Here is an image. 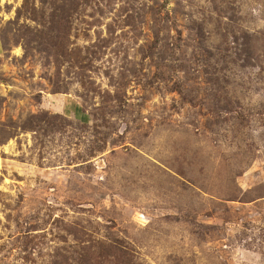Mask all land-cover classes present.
<instances>
[{"label": "rangeland", "instance_id": "1", "mask_svg": "<svg viewBox=\"0 0 264 264\" xmlns=\"http://www.w3.org/2000/svg\"><path fill=\"white\" fill-rule=\"evenodd\" d=\"M0 88V264H264V0H0Z\"/></svg>", "mask_w": 264, "mask_h": 264}, {"label": "crops", "instance_id": "2", "mask_svg": "<svg viewBox=\"0 0 264 264\" xmlns=\"http://www.w3.org/2000/svg\"><path fill=\"white\" fill-rule=\"evenodd\" d=\"M1 89V88H0ZM5 91H6V89H5Z\"/></svg>", "mask_w": 264, "mask_h": 264}]
</instances>
